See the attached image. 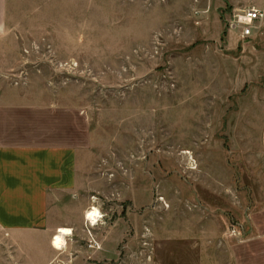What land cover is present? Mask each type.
I'll return each mask as SVG.
<instances>
[{
    "label": "rangeland",
    "instance_id": "rangeland-1",
    "mask_svg": "<svg viewBox=\"0 0 264 264\" xmlns=\"http://www.w3.org/2000/svg\"><path fill=\"white\" fill-rule=\"evenodd\" d=\"M260 2L8 0L2 94L70 110L81 146L57 264H264V21L234 27Z\"/></svg>",
    "mask_w": 264,
    "mask_h": 264
},
{
    "label": "crops",
    "instance_id": "crops-1",
    "mask_svg": "<svg viewBox=\"0 0 264 264\" xmlns=\"http://www.w3.org/2000/svg\"><path fill=\"white\" fill-rule=\"evenodd\" d=\"M7 8L8 0H0V37L8 31ZM257 8L264 10V4ZM72 129L70 110L58 104L19 103L0 89V232L5 243L19 250L9 255L10 264L69 259L58 254L65 246L54 248L52 240L61 227L73 230L71 202L79 189L81 146ZM86 206L77 209L82 217ZM35 245L42 251L36 254L27 247ZM88 258L77 255L74 264H91Z\"/></svg>",
    "mask_w": 264,
    "mask_h": 264
},
{
    "label": "built area",
    "instance_id": "built-area-1",
    "mask_svg": "<svg viewBox=\"0 0 264 264\" xmlns=\"http://www.w3.org/2000/svg\"><path fill=\"white\" fill-rule=\"evenodd\" d=\"M263 19L264 10L251 8L239 16L238 22L234 25V27L240 31L243 38H248L252 35L256 23L258 21H262Z\"/></svg>",
    "mask_w": 264,
    "mask_h": 264
},
{
    "label": "bare ground",
    "instance_id": "bare-ground-1",
    "mask_svg": "<svg viewBox=\"0 0 264 264\" xmlns=\"http://www.w3.org/2000/svg\"><path fill=\"white\" fill-rule=\"evenodd\" d=\"M102 217L101 211L97 207H92L91 210L87 212V219L89 221H99ZM71 233L69 228L63 227L61 233H59L56 237H54V246L56 247H63L66 245V236Z\"/></svg>",
    "mask_w": 264,
    "mask_h": 264
}]
</instances>
